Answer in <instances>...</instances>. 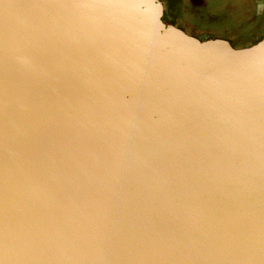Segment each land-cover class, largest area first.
I'll return each instance as SVG.
<instances>
[{
  "label": "water",
  "instance_id": "1",
  "mask_svg": "<svg viewBox=\"0 0 264 264\" xmlns=\"http://www.w3.org/2000/svg\"><path fill=\"white\" fill-rule=\"evenodd\" d=\"M0 264H264V37L0 0Z\"/></svg>",
  "mask_w": 264,
  "mask_h": 264
},
{
  "label": "flooded vegetation",
  "instance_id": "2",
  "mask_svg": "<svg viewBox=\"0 0 264 264\" xmlns=\"http://www.w3.org/2000/svg\"><path fill=\"white\" fill-rule=\"evenodd\" d=\"M164 1L167 2L168 7L165 6ZM216 1L218 0H161V3L165 20L172 23L176 28L183 30L186 35L195 37L200 41H205L209 38L212 40L222 39L228 41L234 49H241L250 47L264 37L263 35L253 40L250 38L251 33H248L249 30L264 31V6L260 3H255L254 0H249V2L243 5V8L247 12V20L244 22L242 28L233 29L225 35L200 34L199 29L195 26L196 23L188 19L189 14L187 12L195 11L205 14L209 4ZM168 14L172 18H168ZM234 39H241L245 43L243 46L236 48L233 43Z\"/></svg>",
  "mask_w": 264,
  "mask_h": 264
},
{
  "label": "rangeland",
  "instance_id": "3",
  "mask_svg": "<svg viewBox=\"0 0 264 264\" xmlns=\"http://www.w3.org/2000/svg\"><path fill=\"white\" fill-rule=\"evenodd\" d=\"M247 2L249 0H218L209 4L205 14L195 11L187 12L188 19L196 23L195 26L199 29L200 34L225 35L233 29L243 27L247 20V12L243 5ZM254 2L264 6V0H254ZM164 3L168 7L167 2L164 1ZM167 16L172 18L169 14ZM248 33H251L250 38L253 40L264 35V31L249 30ZM233 43L237 48L243 46L245 42L241 39H234Z\"/></svg>",
  "mask_w": 264,
  "mask_h": 264
}]
</instances>
